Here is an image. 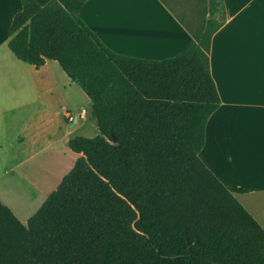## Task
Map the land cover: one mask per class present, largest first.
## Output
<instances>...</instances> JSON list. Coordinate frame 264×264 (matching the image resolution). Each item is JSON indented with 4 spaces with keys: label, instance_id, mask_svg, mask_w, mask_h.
Wrapping results in <instances>:
<instances>
[{
    "label": "trees",
    "instance_id": "16d2710c",
    "mask_svg": "<svg viewBox=\"0 0 264 264\" xmlns=\"http://www.w3.org/2000/svg\"><path fill=\"white\" fill-rule=\"evenodd\" d=\"M193 39L154 59L115 52L58 0H21L8 46L57 60L89 96L99 133L26 222L0 199V264H264V227L204 162L221 103L210 70L223 0H202Z\"/></svg>",
    "mask_w": 264,
    "mask_h": 264
},
{
    "label": "crops",
    "instance_id": "0c3cea01",
    "mask_svg": "<svg viewBox=\"0 0 264 264\" xmlns=\"http://www.w3.org/2000/svg\"><path fill=\"white\" fill-rule=\"evenodd\" d=\"M58 1L115 52L154 59L178 54L193 39L180 17H195L204 4ZM223 3L226 19L212 36L209 54L221 103L206 124L200 156L264 227V0ZM21 8V0H0V199L24 222L38 208V197H32L38 182L19 171L36 157L39 171L65 162L70 170L80 155L69 147L70 137L89 118L97 121L89 96L57 60L38 68L11 51L9 27ZM71 114L78 117L70 121ZM51 178L46 174L40 183ZM47 196L42 193L40 201Z\"/></svg>",
    "mask_w": 264,
    "mask_h": 264
},
{
    "label": "rangeland",
    "instance_id": "374dc122",
    "mask_svg": "<svg viewBox=\"0 0 264 264\" xmlns=\"http://www.w3.org/2000/svg\"><path fill=\"white\" fill-rule=\"evenodd\" d=\"M200 11H201V9H200ZM200 11H198V12H200ZM61 89H63V88L61 87L58 90L59 93L61 92ZM59 93H58V95H59ZM59 97H61V96L59 95ZM86 108H89V107H86ZM89 111H90V108H89ZM98 133H99V131L97 129V126H96L94 120L89 118L88 121L85 123V125L81 129L75 131L74 135H83V136H87V137H93ZM37 163H38V157H36L34 159L32 158V160L29 161L27 164H25V166L23 167V168H25L24 171L23 170L19 171V173L26 175L27 177L29 176L30 181L33 183L38 182V186L36 185V187H38V189L36 190L35 194L32 197H38V207H39L41 205V203L43 202V201H40V200H42V197H39V196H41L42 193L49 194L51 191H53L57 187V185H54V183L57 181L59 184L63 175L68 172L69 169H67V166L70 165V162H68V163L65 162L64 164L60 163L59 165L54 166L53 169L51 168V170L48 171L49 173L46 171H39ZM46 174H48V176L51 175L52 178L49 179L48 182L42 186V184L40 183V178L41 177L44 178L46 176ZM31 176H33L34 178L32 179ZM39 187H41L42 189L40 190ZM34 203H35V201H33V204ZM34 205H32V206H34ZM26 208H27V205L25 206V209ZM25 220H24V222H26Z\"/></svg>",
    "mask_w": 264,
    "mask_h": 264
},
{
    "label": "built area",
    "instance_id": "2783aa9c",
    "mask_svg": "<svg viewBox=\"0 0 264 264\" xmlns=\"http://www.w3.org/2000/svg\"><path fill=\"white\" fill-rule=\"evenodd\" d=\"M85 111H86V110H85V108H83V109H82V111H81V113H85ZM74 117H76V118H77V117H78V115H77V114H76V115H73V114H71V115L69 116V118H70V121H72V120L74 119Z\"/></svg>",
    "mask_w": 264,
    "mask_h": 264
}]
</instances>
